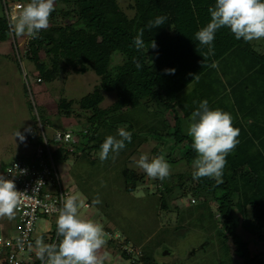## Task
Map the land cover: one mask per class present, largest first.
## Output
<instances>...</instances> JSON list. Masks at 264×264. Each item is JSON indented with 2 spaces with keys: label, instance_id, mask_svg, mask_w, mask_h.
Wrapping results in <instances>:
<instances>
[{
  "label": "trees",
  "instance_id": "trees-1",
  "mask_svg": "<svg viewBox=\"0 0 264 264\" xmlns=\"http://www.w3.org/2000/svg\"><path fill=\"white\" fill-rule=\"evenodd\" d=\"M54 1L67 8L54 5L47 30H42L36 39L30 38L24 53L17 50L19 59L15 52L13 60L19 63L20 72L21 61L28 59L37 71L34 80L37 86L52 82L71 66L91 69L100 78L94 89L77 101L65 97L57 101L56 114L68 120L70 126L79 125L69 130L77 139L74 152H64L58 147L53 150L56 157L66 159L77 153L92 160V152L100 151L107 136L119 138L118 129L123 126L131 132V142H125L126 147L117 155L125 156L120 172L125 189L132 191L144 174L129 169L126 162L148 138L156 142L151 150L155 156L162 154L164 146L171 151L173 145L185 143L183 158L193 162L196 153L191 137L183 131V122H190L191 113L206 99L210 108L229 112L234 126L240 129L239 143L226 157L223 182L217 184L212 178L194 180L191 172L186 176L188 186L179 176L178 183L165 182L161 193L171 195L172 199H182L190 193L193 203L188 204V212L200 210L217 219V234L221 236L217 246L222 264H264V253L252 252L253 246L264 244V51H258L253 42L235 39L223 27L215 34L214 55L205 57L207 46L199 44L195 33L209 22L208 8L215 0H132V16L120 9L118 0ZM160 15H167L168 21L148 30V22ZM141 28L145 29L144 42L155 41V49L136 50L133 39ZM10 36L9 22L3 14L0 41ZM40 51L45 59L40 58ZM115 54L120 60L112 65ZM134 58L142 65L139 70ZM213 64L218 67H212ZM166 69L175 72L169 74ZM28 89L31 93L30 85ZM104 92L115 93L111 114L101 112ZM36 96L32 95L34 118L47 134L44 128L51 127V121ZM75 103L79 110L75 109ZM167 114L172 116V124ZM82 119L86 124L80 123ZM27 134L36 143H42L40 129L38 134L32 129ZM112 155L115 154L110 153L109 157ZM166 197L160 202L164 209L169 208ZM187 221L184 218L177 229ZM238 227L245 235L237 232ZM111 235L109 242L114 240ZM53 239L54 235L50 243ZM127 245L130 246L124 239L113 247L120 250L129 264H160L153 250L142 254L132 246L128 250ZM40 263L38 260L33 264Z\"/></svg>",
  "mask_w": 264,
  "mask_h": 264
},
{
  "label": "rangeland",
  "instance_id": "rangeland-1",
  "mask_svg": "<svg viewBox=\"0 0 264 264\" xmlns=\"http://www.w3.org/2000/svg\"><path fill=\"white\" fill-rule=\"evenodd\" d=\"M132 3V0H118L120 9L128 16L133 15ZM54 5L67 8L61 2ZM3 14V6L0 0V16ZM10 38L11 36L8 37V41L0 43V170L3 164L10 163L15 158L23 160L31 158L35 146L38 144L33 137L30 138L31 136L26 131V129H32L35 134H38L39 131L34 118L32 95L34 97L38 95L36 96L38 101L45 106L48 112L47 117L51 121V127H45L44 130L47 136H50L52 133L64 129L72 131L79 125L70 126L72 124H69L68 120L62 119L56 114L57 101L61 97L77 101L91 92L100 81L99 76L93 70L71 66L67 72L61 73L52 82L37 86L34 82L37 71L33 63L28 59H23L20 72L17 65L19 63L13 60L16 55L14 43ZM29 39L27 36H16L17 48L20 52L24 53L27 49ZM252 42L258 51H264V40ZM39 56L45 59L43 51L39 52ZM119 60V55L115 54L112 65ZM24 73L28 74L27 78L24 77ZM28 85L31 86V93ZM36 91L39 93L36 94ZM114 100V92H104V100L100 103L103 114H111ZM74 107L79 110L76 103ZM167 116L172 124V116L169 114ZM80 123L86 124V120L82 119ZM189 123L183 122L184 132H187ZM17 131L24 135L23 141L15 136ZM49 139L52 156L63 185L72 193L78 192L82 204L84 201L90 203L88 208L82 207L80 209L81 216L99 222L113 231L114 240L109 242L107 238V244L98 253L105 257L103 264H129L130 261L122 257L120 250H117L115 246L113 247L114 244L122 242L124 239H127L130 244V246H126L128 250L133 247L140 250L142 254L153 250V255L160 264H222L221 254L217 246L221 239V236L217 234V219L208 214H203L200 210L188 212V204L193 203L190 193L182 199H172L169 198L171 195H162L161 193L165 182L170 185L178 183L179 176L184 178L186 186L190 183L186 176L193 172L194 168L193 162L189 163L183 158L185 152L183 145L185 143L175 146L173 145L175 139H172L171 151L167 150L165 146L161 148L162 154L165 155V159H169L168 162L171 165V174L163 181L149 178L134 163L141 154H147L150 159L154 157L155 155L151 153V150L156 142L152 138H148L146 142L138 145L137 152L129 155L126 166L138 174H144V176L134 190L127 191L124 176L120 172L123 166L121 163L125 156L115 154L112 155L113 157L101 161L99 159L100 151L97 150L92 152V160L77 153L69 155L66 159H59L53 153L57 144L51 138ZM47 164H50L49 161ZM97 197L101 203L93 204ZM162 197L168 198L169 208H161ZM179 208L181 209L179 210ZM184 218L189 221L177 229ZM16 219V212L12 219L0 218V231L7 233L12 230ZM55 227V218L39 217L36 227L37 238L42 237L46 243V238L49 241L54 235ZM237 232L245 235L239 227ZM108 246L114 250V253H117L111 252ZM257 251L264 253V244L260 243L253 246L252 252ZM133 255L139 256L138 254ZM26 259L30 261L29 257ZM117 259H119V263ZM224 264L228 263L225 262ZM230 264L232 263L230 262Z\"/></svg>",
  "mask_w": 264,
  "mask_h": 264
},
{
  "label": "clouds",
  "instance_id": "clouds-1",
  "mask_svg": "<svg viewBox=\"0 0 264 264\" xmlns=\"http://www.w3.org/2000/svg\"><path fill=\"white\" fill-rule=\"evenodd\" d=\"M54 10V0H27L25 4L17 5V10L11 14L10 31L17 37L36 39L42 30L49 27L50 16ZM208 12L209 22L195 33L199 44L207 46L205 57L214 55L215 34L223 27H227L237 40H264V0H215ZM167 21V15H160L150 20L146 27L151 30ZM144 32V28L137 31L133 39L134 47L138 51H147L149 47L155 49V41L147 44L144 42ZM133 63L138 70L142 67L135 58ZM212 67L218 65L213 64ZM165 72L174 74L175 69H166ZM187 134L191 137L192 148L196 153L193 160V179L212 178L217 184L222 183L226 157L239 143L240 129L234 126L232 115L219 108H210L206 99L201 100L191 113ZM117 135L119 138L107 136L100 145L101 161L108 159L110 153L119 154L126 147L125 142H131L132 134L124 128L118 129ZM15 136L21 141L25 139L19 131ZM134 163L154 180L163 181L171 174V165L164 154L151 159L147 154H141ZM19 171L21 174L25 172ZM25 195L16 189L12 179L0 175V218L12 219ZM100 203L99 197L93 201V204ZM82 206L78 192L62 200L56 219V234L61 239L58 243H45L42 237L35 241V255L41 264H103L105 257L98 253L107 244L109 234L104 231L101 223L81 216Z\"/></svg>",
  "mask_w": 264,
  "mask_h": 264
},
{
  "label": "built area",
  "instance_id": "built-area-1",
  "mask_svg": "<svg viewBox=\"0 0 264 264\" xmlns=\"http://www.w3.org/2000/svg\"><path fill=\"white\" fill-rule=\"evenodd\" d=\"M26 2L27 0H3V12L8 22L11 14L17 10V5H23ZM10 39L14 43L19 59L16 36L13 37L12 32ZM24 77H26L25 73ZM38 127L42 132L43 139L42 143L35 146L32 157L26 158V160L13 159L0 170V175L12 179L16 189L26 194L15 211L17 219L14 220L12 230L0 233V261H4L5 264H28L30 262L26 257L29 256L30 240L33 239L39 217L57 219L58 209L62 207V200L73 194L72 191L65 188L59 176L52 157L49 138L57 144L56 148L61 147L64 152L68 153L74 152V144L77 139L70 131H56L47 136L42 125L38 124ZM47 161L50 164H47ZM19 170H25V172L21 174ZM82 207L88 208L89 205L84 202ZM108 234V238H110L112 235ZM57 237L55 227L54 242Z\"/></svg>",
  "mask_w": 264,
  "mask_h": 264
},
{
  "label": "crops",
  "instance_id": "crops-1",
  "mask_svg": "<svg viewBox=\"0 0 264 264\" xmlns=\"http://www.w3.org/2000/svg\"><path fill=\"white\" fill-rule=\"evenodd\" d=\"M6 41H8V40H5V41H0V43H4V42H6ZM85 203H88V205H90V203L88 202V201H84ZM84 208V207H83ZM104 227V226H103ZM104 229H105V231L107 232V231H109L111 234L113 233V231L111 230V228H109V227H104ZM1 232V231H0ZM1 233H3V232H1ZM37 234H36V231H35V233H34V236H33V242H31V244H30V246H29V250H28V254H29V259H30V264H33L34 262H36V261H38V259H37V257H36V255H35V251H36V249H35V239L37 238ZM109 239V238H108ZM46 243H50V241H51V239L48 241V239L46 238ZM109 246H110V244H109ZM109 246H108V248H109ZM109 250L111 251V252H113L114 250L112 249V248H109ZM114 253V252H113ZM113 253H112V255H113ZM115 253H117V252H115ZM114 253V254H115ZM117 255V254H116ZM117 262L119 263V259H117ZM41 264V263H40Z\"/></svg>",
  "mask_w": 264,
  "mask_h": 264
}]
</instances>
